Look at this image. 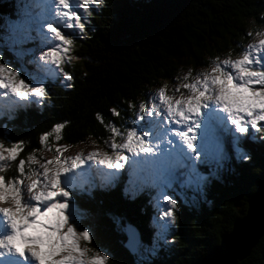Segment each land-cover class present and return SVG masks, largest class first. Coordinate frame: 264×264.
<instances>
[{
  "label": "snow or ice",
  "instance_id": "snow-or-ice-1",
  "mask_svg": "<svg viewBox=\"0 0 264 264\" xmlns=\"http://www.w3.org/2000/svg\"><path fill=\"white\" fill-rule=\"evenodd\" d=\"M102 4L103 0H25L17 19H7L0 49L14 54L19 70L9 66L12 61H5L0 51V116L5 108L11 119L18 109L43 105L49 80L71 86L73 76L63 65L77 59L69 55L73 37L84 33L88 17ZM255 35L260 38L247 44L238 58L216 57L204 71L189 70L176 77L170 95L163 85L149 94L147 103L129 104L135 110L133 126L123 132L114 124L107 126L110 151L64 160L57 155L40 162L32 154L18 159L23 141L9 146L0 140V264H108L107 254L81 247V242H91L92 230L84 224L86 210L73 199L74 190L96 187L93 165L102 166L97 168L100 187L114 186L127 166L126 194L135 198L145 188L155 190L152 199L159 220L152 251L157 239L168 242L176 223L175 197L183 195L176 186L202 195L205 184L219 178L230 158L226 140L230 138L236 159L247 161L244 140L264 132V31ZM35 40L42 46L38 57L36 49L25 47ZM28 64L35 71H29ZM110 112L120 115L115 108ZM63 127L54 126L57 141ZM50 135H42L40 143ZM13 165L16 175L6 176ZM200 166L207 167L208 175ZM195 200L194 195L191 202ZM114 222L120 226L119 218ZM122 230L128 233V246L137 251L141 245L135 230L130 225Z\"/></svg>",
  "mask_w": 264,
  "mask_h": 264
},
{
  "label": "trees",
  "instance_id": "trees-1",
  "mask_svg": "<svg viewBox=\"0 0 264 264\" xmlns=\"http://www.w3.org/2000/svg\"><path fill=\"white\" fill-rule=\"evenodd\" d=\"M22 1L14 0L12 15L5 9L8 2H0V33L4 21L14 20L16 10L24 7ZM88 21L70 46V55L77 59L63 65L73 76L71 86L49 80L43 105L18 109L11 119L5 108L0 140L9 146L23 141L18 159L27 160L30 154L39 157L44 150L40 137L51 133L47 142L52 144L57 124H64L60 144L75 147L94 141L107 146L110 123L122 132L133 126L135 110L129 104L147 103L150 91L163 85L170 95L171 83L182 69L194 73L221 54L236 57L264 24V0H103ZM1 50L7 61L16 62L7 48ZM113 108L119 116L112 115ZM242 147L249 155L247 161L236 159L229 140L230 158L219 178L205 184L202 195L176 186L183 193L175 197L176 223L167 234L168 242L157 239L154 251L159 220L152 199L155 190L145 188L135 198L126 194L127 167L110 187H100L101 179L93 175L96 187L89 191L86 185L82 191L74 190L73 196L87 212L84 224L92 230L91 249L107 254L108 264H193L207 255L246 214L249 199L264 182V132L246 138ZM5 175H16L15 165ZM194 195L196 200L191 202ZM114 218H119V227ZM127 225L140 235L141 247L135 254L125 247L122 229ZM238 264H264V236Z\"/></svg>",
  "mask_w": 264,
  "mask_h": 264
},
{
  "label": "water",
  "instance_id": "water-1",
  "mask_svg": "<svg viewBox=\"0 0 264 264\" xmlns=\"http://www.w3.org/2000/svg\"><path fill=\"white\" fill-rule=\"evenodd\" d=\"M223 1V0H216ZM1 3L8 2L5 8L11 15L14 11L12 0H1ZM1 5V4H0ZM132 227V226H131ZM133 228V227H132ZM139 238V232L133 228ZM127 243L125 247L135 254L128 246V233L125 231ZM264 236V182L248 201L246 214L237 219L232 226L230 233L225 235L220 244L207 255L200 258L193 264H238L251 255L260 239Z\"/></svg>",
  "mask_w": 264,
  "mask_h": 264
},
{
  "label": "rangeland",
  "instance_id": "rangeland-1",
  "mask_svg": "<svg viewBox=\"0 0 264 264\" xmlns=\"http://www.w3.org/2000/svg\"><path fill=\"white\" fill-rule=\"evenodd\" d=\"M14 4H15V3H14ZM16 13H17V10H16ZM9 19H11V18H9ZM15 19H17V15H16V18H15ZM15 19H14V20H15ZM6 23H7V20L4 21L3 29L5 28ZM259 31H264V24H263L262 27L259 29ZM259 38H260V37L255 36L252 40H249V41L243 46V48L246 47L247 44H249V43H253V42H255L256 40H258ZM34 44H35V45H34ZM236 46L239 47L238 44H237ZM25 47H26V48H33V49H34V47H36L35 55H36L37 57L40 55V49L42 48V46L40 45L39 40L30 41L27 45H25ZM243 48H242V49H243ZM242 49H241V52H242ZM43 50L46 51V50H47V47H43ZM0 51H3V50L0 49ZM241 52L238 53V54L236 55V57H231L230 55H227V56H230L231 59H236V58H238V56L241 54ZM12 54H13V53H12ZM13 55H14V54H13ZM69 55H70V52H69ZM70 56H71V55H70ZM216 57H220L221 59H223V58H225L226 56H224V55L221 54V56H216ZM216 57H214V58H216ZM214 58H211L210 61L213 60ZM4 60L7 61L6 58H4ZM12 61L14 62V60H12ZM210 61H209V63H210ZM14 63H15V65H13L12 63H10L9 66L14 67V68H16L17 70H19L17 63H16V62H14ZM209 63H208V65H203V66L200 65L196 70H194V73H193V74H195L196 72H200V71H204V70H206V69L209 67ZM29 65H30V67H29V71H30V68H31V71H35V66H34V65H31V64H29ZM182 70H183V71L180 73V75L185 74L186 72H188L189 70H191V68H189L188 70H185V69H182ZM191 71H192V70H191ZM192 72H193V71H192ZM180 75H179V76H180ZM174 87H175V83L172 82V83H171V88L173 89ZM157 91H158V88H156L154 91H150V94H155ZM148 101H149V98H148ZM2 116H3V115H2ZM2 116H0V118H1ZM54 140H55V141H54L52 144H50V143L47 142V141L45 142V144L43 145V148H44L43 152H41V153L39 154V157H36V159H37L38 161L43 162V161L51 160V159H53L54 156H57V155L59 156V158H60L61 160H64V159L69 158V157H74V156H76L77 154L87 155L89 152H92V151L101 152V153H103V152H107V151H110L108 145H107V146H103L101 143H97V142H94V141H89V142H86V143L80 144V145H78V146L72 147L71 145H66V144H60V143H58V141L56 140V138H55ZM118 141H119V140H118ZM225 143H227V141H226ZM225 146H227V145H225ZM57 148H60V149H61V152L57 153V151H56ZM227 150H228V149H227ZM98 167L102 168V166H97V165H93V166H92V168H93L94 170L96 169V171H97V168H98ZM125 167H126V166H125ZM33 168H34V169H38V168H39V164H37V165H33ZM200 168H206V170H203L204 172H203V171H201V172H202L204 175H208V171H209V170L207 169L206 166H200ZM200 168H199V170H201ZM10 169H12V168H10ZM10 169H9V170H10ZM124 169H125V168H124ZM124 169H121V170H124ZM92 171H93V170H92ZM104 171H108V170H107V169H104ZM205 171H206V172H205ZM97 173H98L99 175H101V178H102V174H101L100 172H98V171H97ZM8 175H10V173H9ZM81 247H88V248L91 249V247H90V243H88V244L85 245L83 242H81ZM101 254H103V253L101 252Z\"/></svg>",
  "mask_w": 264,
  "mask_h": 264
}]
</instances>
